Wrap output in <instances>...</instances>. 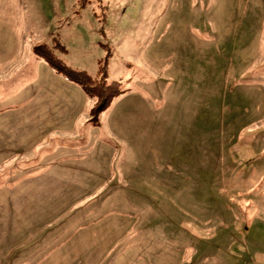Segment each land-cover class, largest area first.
Here are the masks:
<instances>
[{
  "label": "rangeland",
  "instance_id": "374dc122",
  "mask_svg": "<svg viewBox=\"0 0 264 264\" xmlns=\"http://www.w3.org/2000/svg\"><path fill=\"white\" fill-rule=\"evenodd\" d=\"M0 264H264V0H0Z\"/></svg>",
  "mask_w": 264,
  "mask_h": 264
},
{
  "label": "trees",
  "instance_id": "16d2710c",
  "mask_svg": "<svg viewBox=\"0 0 264 264\" xmlns=\"http://www.w3.org/2000/svg\"><path fill=\"white\" fill-rule=\"evenodd\" d=\"M36 50H39L38 48ZM44 58L53 66L57 68V72L63 74V76L71 81L79 84L83 90L91 97H97L98 98V106L96 107V111L100 113L101 111L107 110L111 105L113 100L118 97L123 92L120 90V88H116L113 86V84L107 83V69L101 68L100 72V79H93L88 74H86L84 71H73L69 69L68 67L62 65V64H55V60L51 57L44 56ZM58 65V66H57ZM96 84H100L101 87H99L101 90H99L96 87ZM96 89L97 93L94 92L92 89ZM115 89V90H114ZM107 93V97L103 95L104 93Z\"/></svg>",
  "mask_w": 264,
  "mask_h": 264
}]
</instances>
